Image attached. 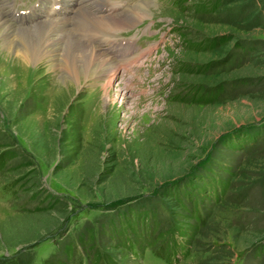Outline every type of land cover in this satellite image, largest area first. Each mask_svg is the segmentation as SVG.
<instances>
[{"label": "rangeland", "instance_id": "obj_1", "mask_svg": "<svg viewBox=\"0 0 264 264\" xmlns=\"http://www.w3.org/2000/svg\"><path fill=\"white\" fill-rule=\"evenodd\" d=\"M122 1L136 75L0 72V264H264V0Z\"/></svg>", "mask_w": 264, "mask_h": 264}, {"label": "bare ground", "instance_id": "obj_2", "mask_svg": "<svg viewBox=\"0 0 264 264\" xmlns=\"http://www.w3.org/2000/svg\"><path fill=\"white\" fill-rule=\"evenodd\" d=\"M157 8L146 1L125 12L117 11L113 14L95 13L81 8L75 15L74 24L80 34L95 37L99 33L118 32L134 26L142 19L154 16L153 10ZM124 47L120 51L127 53V56L135 50L132 42ZM0 54V72L12 76V81L30 70L29 67L40 64H46L53 73H59V83L65 85H93L94 82L103 80L104 89H109L120 74V65L107 56L102 48L86 44L74 36L63 22L54 19L34 26L18 27L1 8V4ZM119 90L122 94L129 88L119 87Z\"/></svg>", "mask_w": 264, "mask_h": 264}, {"label": "trees", "instance_id": "obj_3", "mask_svg": "<svg viewBox=\"0 0 264 264\" xmlns=\"http://www.w3.org/2000/svg\"><path fill=\"white\" fill-rule=\"evenodd\" d=\"M218 93H220L219 92V90H218V92H217V94H214V93H212V95L208 98V99H204L203 97H201L200 98V95H197V98H193V99H191V102L193 103V104H201V103H203V104H212V103H214L215 101H216V99L218 98L217 97V95H218ZM178 102H183V103H186V104H188V102L187 101H183L182 99H178ZM242 137H241V140H240V146L242 147V144H243V142L244 143H248V142H250L251 140L253 141V139L254 138H252L251 136H249L248 135V133H243L242 135H241ZM232 145V144H231ZM244 146V145H243ZM235 148H237L238 147V144H236L235 146H234ZM199 180H202L203 181V186L202 187H199L198 186V184L196 183V184H191L190 186H191V188L192 189H194V190H196L197 191V193H198V195L197 196H194V205L198 208V207H202V202L203 203H205V195L207 194L208 195V193L209 192H212V191H215V192H217L218 191V189L219 188H221V183L222 182H218V181H215V180H208L207 178H205V177H200L199 178ZM221 184V185H220ZM186 186V185H185ZM139 237V236H138ZM137 237V238H138ZM138 239H140V237L138 238ZM261 248H263V247H261Z\"/></svg>", "mask_w": 264, "mask_h": 264}]
</instances>
